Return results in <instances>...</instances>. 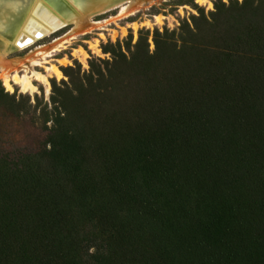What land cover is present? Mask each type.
<instances>
[{
    "label": "trees",
    "instance_id": "16d2710c",
    "mask_svg": "<svg viewBox=\"0 0 264 264\" xmlns=\"http://www.w3.org/2000/svg\"><path fill=\"white\" fill-rule=\"evenodd\" d=\"M152 42L66 68L41 107L0 83L46 133L0 151V264H264V0Z\"/></svg>",
    "mask_w": 264,
    "mask_h": 264
},
{
    "label": "rangeland",
    "instance_id": "374dc122",
    "mask_svg": "<svg viewBox=\"0 0 264 264\" xmlns=\"http://www.w3.org/2000/svg\"><path fill=\"white\" fill-rule=\"evenodd\" d=\"M244 0H153L144 2L127 13H121L120 9H112L107 13L94 16L92 25L82 34L67 36L56 45V51L48 57H35L32 62V71L26 72L33 84L34 92H22L20 87L12 81L17 74L22 76L24 70L5 71L0 69V83L8 94L29 97L32 106L43 105L49 101L51 84L68 81L65 69L68 67L81 72L89 69L88 63L92 60L109 59L105 53L106 47L117 42H132L135 44L139 33L148 34L150 49L153 50L152 34L159 31L177 30L187 21L192 23L193 18L201 15L209 18L212 14L235 16L239 13L240 5ZM70 27L35 41L27 49L21 52H12L8 56L11 62L26 63L30 58L27 55L35 51L39 46H50L58 38L65 36ZM37 54V52H36ZM19 61L21 63H19ZM23 61V62H22ZM27 65V64H26ZM8 78L12 90L8 91L4 86V79ZM38 109H40L38 107ZM38 110L30 108L27 114L12 116L0 111V151L19 153L34 152L39 150L44 143L46 133L42 130L40 122L35 117ZM36 113V114H35Z\"/></svg>",
    "mask_w": 264,
    "mask_h": 264
},
{
    "label": "bare ground",
    "instance_id": "6f19581e",
    "mask_svg": "<svg viewBox=\"0 0 264 264\" xmlns=\"http://www.w3.org/2000/svg\"><path fill=\"white\" fill-rule=\"evenodd\" d=\"M150 1L153 0H0V69L24 70V75L15 74L12 81L22 92L32 93L35 88L26 72L32 71L37 77L32 70L35 57H48L56 51L55 44L60 40L84 33L92 25L94 16L112 9L127 13L141 3ZM66 27H70V30L65 36L55 39L48 47H37L27 55L30 59L25 64L8 60L10 53L21 52L35 41ZM22 39L27 40V43L19 44ZM4 86L8 91L12 90L7 77Z\"/></svg>",
    "mask_w": 264,
    "mask_h": 264
},
{
    "label": "water",
    "instance_id": "95a60500",
    "mask_svg": "<svg viewBox=\"0 0 264 264\" xmlns=\"http://www.w3.org/2000/svg\"><path fill=\"white\" fill-rule=\"evenodd\" d=\"M25 43H27V40H24V39H22V40L19 42V44H25Z\"/></svg>",
    "mask_w": 264,
    "mask_h": 264
}]
</instances>
